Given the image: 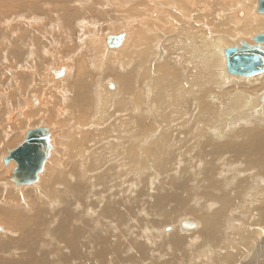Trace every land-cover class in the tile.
<instances>
[{"label":"bare ground","instance_id":"obj_1","mask_svg":"<svg viewBox=\"0 0 264 264\" xmlns=\"http://www.w3.org/2000/svg\"><path fill=\"white\" fill-rule=\"evenodd\" d=\"M43 1L31 0L28 7V3L23 5L28 9H49L47 7L51 6ZM51 1L54 0L49 2ZM63 1L75 5L74 0ZM91 1L77 0L76 5L81 10H87L91 7L101 8L103 2H110L98 0L97 4L92 6ZM212 1L113 0L114 7L122 9L124 14L133 12L140 27H148L145 40L142 36L133 38L132 32L120 28L119 32L105 33L98 40L92 39L87 43L84 40L86 28L83 25H89V22L82 15H76L75 25L65 26L61 36L62 40L67 39L70 42L75 35L78 45L82 46H76L77 52L66 60H61L65 57L53 59L52 55L55 51V28L58 26L59 34L63 26L60 16L54 20L37 13L25 16L21 14L22 11L13 12L19 6L22 7L18 0H0V30L1 27L8 29L10 36L15 39L14 44H9L14 51L11 52L7 46L4 47L11 37H8V34L0 35V71L6 73L5 69L11 65L9 59L12 60L14 69L10 67L7 71H15L14 78L10 76L11 84L16 86L15 91H18L23 83L15 77L21 72L29 75L26 76L27 90L32 91L28 98L24 95V99L20 98L16 107L12 106L13 112L0 111V117L5 120V123L2 120L0 132L4 133L2 136L7 143H13L14 140L10 139V136L13 138L18 131L38 122L37 127L25 129L22 142L29 130L45 127L49 130L51 145L50 156L34 183L36 185L17 186L5 182L6 177L3 178L4 182H0V190H3L6 201L4 208L0 206V216H5L7 229L3 234L0 233V264H142L149 259L151 263L153 258H150L147 243L134 241L131 236L134 230H138L137 225L158 228L177 221L180 214L191 213L194 220L181 219L178 226L182 232L196 230L192 233H180L176 226L167 227L165 232H173L162 233L165 239L163 244L158 243L161 247L171 246L176 253H180L188 240L198 236L210 244L219 240L220 247L226 246L227 243L233 245L242 242V258H246L249 253L247 246L251 241L250 257L242 264H264V102L261 100L264 96V70L256 75L244 76L233 73L227 66V52L230 49L246 50L251 47L264 52V43H258L256 40L258 35L264 34V10H259L260 2L264 0H218L213 6L220 11L228 10L229 16L215 13L214 18L219 20L214 24L209 21L212 18L209 7ZM174 7H178L179 13V9H183L184 16L190 11H196L197 19L191 31L184 30L177 36V28L183 26L179 25V22L184 17L181 19L178 13V16L174 15L176 19H172L171 10ZM232 7L234 9L230 10ZM30 9L29 11H32ZM125 16L117 18V24L123 21ZM18 17L26 18L27 21L14 27V23L20 21ZM59 22L61 24H58ZM73 28L76 30L73 31ZM119 34H124L122 45L117 49H109L106 37ZM223 34H229L230 38ZM238 34L243 37L235 40ZM166 36L174 38L171 43L176 47L167 46ZM15 46L19 47L24 55L16 53ZM178 50L184 53L183 57H176ZM79 52L90 54V60L80 55L83 58L77 62ZM4 55L8 59L7 63H2L1 56ZM17 56L22 57L21 60L18 59L20 62H17ZM38 58H50L51 63L50 60L41 63ZM3 65L6 67L3 68ZM87 65L90 71L86 68ZM107 67L110 70L108 74L105 73ZM138 68H141V71ZM61 70L63 74L56 77L55 74H59ZM95 72L96 87L93 85L91 90ZM39 73L40 77L43 75L41 82L39 81L40 88H43L42 94L35 97L38 89L36 77ZM114 74L116 80L105 81V76ZM40 77L38 76V79ZM138 77L144 81V87L141 91L135 90L133 93L134 88L131 86L134 81H139ZM110 84L113 88L109 89L113 91L108 89ZM73 89H76V98ZM2 96L5 98L6 95L1 94L0 99H3ZM9 100L7 98V105H10ZM77 105L80 106L79 109L76 108ZM58 106L64 110L60 107L61 110L58 109ZM117 106L125 109L127 115L125 112L117 115L115 113L113 119L110 115L109 118L113 121L108 123L107 114ZM193 106L195 108L191 111ZM232 115L235 116L228 120ZM64 117L69 120L68 128ZM102 117L107 120L101 122ZM126 119L130 121V125L124 124ZM106 123V127L110 128L109 133L103 131L107 129H104ZM78 124L82 125V129L74 135ZM47 125L58 127L61 133H68L62 141L58 139L55 143V129L52 130ZM70 139L72 145L75 140L79 144L77 153H85L88 146L92 145L91 142L101 140V145H104V150L100 147L101 159L115 166L117 174L128 176V172L136 171L144 177L146 172L163 171V177L154 171L156 175L152 176L153 179L161 178L160 182L156 180L154 184L158 186L159 191L156 197L148 201L153 200V205L147 206L159 215H153L151 219L141 218L139 211H135L138 201H132L128 195L129 188L121 193V197L120 194L111 195L108 189H105L103 195L99 194L98 202L85 204V192L89 186L92 187L88 195L96 197L94 187H99L90 185V180L93 179L95 163L102 161L93 156L85 158L84 155V160L80 161L83 173L81 171L78 174L77 181L67 180L62 172L68 161L73 159V163L76 156L70 151V143L64 155L57 145L63 147ZM96 144L94 143V146L98 148L99 145ZM181 159L183 166L177 174L174 162L176 160L178 164ZM13 163L4 169L9 180L15 169ZM249 169L260 174L257 177L250 172L251 181L247 186H243L239 172ZM138 178L140 179V176ZM193 178L200 188L194 186ZM103 179H106V176L98 178V182H103ZM56 182H59L58 185L65 183L61 189L63 191L53 188ZM21 187L32 189L27 193ZM20 191L22 192L19 193ZM31 194L37 197L33 199ZM237 203L241 205L234 211L242 215L247 214L249 218L246 220L256 216L254 231L247 228L251 222L240 223V218H236L234 222L226 220L227 213ZM185 220L194 223L195 228L182 229L180 223ZM229 225L233 231H230ZM222 226L225 229L224 235L221 233ZM162 230L158 229L157 233L160 234ZM190 248L189 257H195V251L206 248L204 257L198 260L205 259L206 264H215L216 259L212 262L206 259L213 250L207 246L206 241ZM161 258L158 257L159 261ZM224 259L220 257L221 263L228 261ZM181 260L177 255H173L158 264H179ZM218 260L219 256L216 261Z\"/></svg>","mask_w":264,"mask_h":264},{"label":"rangeland","instance_id":"obj_2","mask_svg":"<svg viewBox=\"0 0 264 264\" xmlns=\"http://www.w3.org/2000/svg\"><path fill=\"white\" fill-rule=\"evenodd\" d=\"M5 1H7V2H11L12 0H5ZM31 0H21V1H19L18 0V3H22V7L21 6H19L18 7V9H15L13 12H17V11H22L21 12V14H23V15H31L32 13H37V14H40L42 17H50L52 20H54V18L56 19V18H58L59 16L62 18V24H63V26H62V29L60 28V32H59V34H58V32L57 31H59L58 29V26H56V28H55V30H56V33H55V37H53V39H55V40H53V47H54V53H52V55H53V59H58L59 57L60 58H62V57H65V59H61V60H66L67 58H69V56L71 55V54H74L75 52H77V51H75V48H76V46H78V47H81V46H79L78 45V40H76L74 37H75V35H73V37H72V41H68L67 39L66 40H62V36H61V33H63V31H65V26H70V25H72V26H74L75 25V22H74V20H75V18H76V15H77V17H78V15H82V17H84V18H86L87 19V21L89 22V25H83V27L84 28H86L85 30H86V34L84 35V40H85V42H90V40H98L99 38H100V36H102V35H104L105 33H107V34H109V33H116V32H119V29L121 28V29H123V30H126L127 32H129V33H131L132 32V35H133V38H135V36H137L138 38H144V40H145V36L148 34V32H147V30L146 29H148V27L145 29V27H140V23H138L135 19H136V17L134 16V13L132 12L131 14H124L123 13V10L122 9H120L119 7H114V5H113V0H110V2H107V3H104L103 1V5L101 6V8H96V9H94V8H90V9H82L81 10V8L79 9V7L77 6L78 5V3L76 2L77 0H74L73 2H75V5H74V3H68V2H64L63 0V2H61V0H54L53 2L51 1V3L48 1V0H44L43 2L44 3H46L47 2V4H49L51 7H47V8H49V9H44L41 5V7H42V9L41 10H36L35 8H32V9H30L31 7H29V9L30 10H32V11H29V9L27 8L29 5H30V2ZM39 1H42V0H39ZM58 1V2H57ZM72 1V0H71ZM97 1L98 0H92L91 2H92V6L93 5H96L97 4ZM194 1V0H193ZM57 2V3H56ZM215 2L217 3V2H219L218 0H213L212 1V4L209 6L210 7V11H212V13H211V16H212V18L209 20L211 23L213 22V24L214 23H216V22H218V20L219 19H217V18H214L215 17V13H217V14H220V15H223V16H229V14H227V11L228 10H226V11H220V9H217V8H215L214 6H213V4H215ZM28 3V4H27ZM55 3V4H54ZM194 3H197V2H194ZM23 4H27L26 6H24ZM57 4V5H56ZM77 4V5H76ZM125 5H130V4H128V3H125ZM175 6H176V4H174ZM253 5H255V3H253ZM24 6V7H23ZM53 6H54V8H53ZM106 6V7H105ZM20 7H21V9H20ZM75 7V8H74ZM208 6H207V8H209ZM23 8V9H22ZM25 8V9H24ZM56 9V10H55ZM128 9H130V7H128ZM177 9H178V7H174L172 10H171V14L173 15L172 16V19H176V16H178V11H177ZM234 9V7H232V9H230V10H233ZM46 10H50V11H52L51 13H50V11H46ZM79 10V11H78ZM180 10V13L182 14L183 12H185V11H183V9H179ZM54 11V12H53ZM30 12V13H29ZM85 12H87V14H85ZM95 12V13H94ZM174 12H176V13H174ZM179 13V16H180V18L182 19L183 17H184V19H182L179 23V25H183L182 27H178L177 28V36L179 35V34H181L184 30H186V31H191L192 29H193V27H194V25H195V22H196V19H197V17H196V15H197V13H196V11H190V13L189 14H185V16H184V14H180ZM177 14V15H176ZM193 14V15H192ZM126 15V16H125ZM132 15V16H131ZM174 15H176V16H174ZM17 16V15H16ZM121 16H125V17H123V21H120V23L119 24H117V22H118V19H119V17H121ZM127 16H128V18H127ZM187 16H189V17H187ZM75 17V18H74ZM132 17H133V20H132ZM14 17H10V19H13ZM18 18H20V17H18ZM17 18V19H18ZM118 18V19H117ZM26 18H23V17H21L19 20L20 21H18L16 24L14 23V27L15 26H18V24H22V22H25V21H27V20H25ZM195 19V20H194ZM23 20V21H22ZM127 21V22H126ZM186 21H188V22H186ZM123 23V24H122ZM58 24H61V22H59ZM115 24V25H114ZM132 24V25H131ZM194 24V25H193ZM191 25V26H190ZM139 26V27H138ZM115 27H119V28H115ZM3 30V31H2ZM7 30L8 29H6V28H4V27H1V30H0V35H3V34H8V37H11V38H9V42H8V44H5V46L4 47H6L7 46V48H8V50L9 51H11V52H14L13 50H12V48L10 47V43H12V44H14V38H13V36H10V31L8 30V32H7ZM62 30V31H61ZM76 30V28H73V31H75ZM117 30V31H116ZM73 31H72V34H73ZM5 32V33H4ZM71 32V31H70ZM160 32V31H159ZM67 33V32H66ZM75 33V32H74ZM146 34V35H145ZM169 35V34H168ZM167 35V36H168ZM61 36V37H60ZM142 36V37H141ZM165 37V41H166V44H167V46H172L171 48H174V47H176L174 44H172L171 43V41L174 39L173 37ZM223 36H225V37H227V38H230V35L229 34H223ZM60 38V40L58 39V38ZM66 37V36H65ZM243 37V35L241 34V35H237L236 37H235V40H237L238 38V40H240L241 38ZM57 39V40H56ZM139 41H140V39H139ZM161 41H159V43H160ZM84 44V43H83ZM145 44V43H144ZM249 48H247L246 50H248ZM246 50H240V52H246ZM15 52L16 53H19V54H21V55H24L23 54V52L21 51V49L19 48V47H17V46H15ZM58 53V54H57ZM84 53V54H83ZM6 56L8 55V54H5ZM5 55L4 56H1V59H2V57H3V60H2V63H7L6 62V60H8V59H6V57H5ZM18 55V54H17ZM59 55V56H58ZM80 55H82L83 57H85V58H88L89 60H90V56H88V55H90V54H86L85 52H79L78 54H77V62L80 60V59H82L83 57H81ZM175 55H176V57H183V55H184V53L182 52V51H180V50H178V51H176V53H175ZM188 56V55H187ZM17 58V62H20V60L22 59V57H16ZM18 59H20V60H18ZM16 60V59H15ZM47 60H50V63H51V59L50 58H47L46 60H44V59H40V58H38V61H40L41 63L42 62H45V63H47L46 61ZM38 61H37V64H38ZM9 62H10V66L9 67H7L5 70H6V73L5 72H3V71H0V83H1V86H0V95L1 94H5L6 96H5V98H4V96H2L3 97V99H2V101L0 102V111H2V112H4V111H12V106L13 107H16V105H17V103H19V100H20V98H21V100H22V98L24 97V95L26 96V98H28V95H29V93H32V91H28L27 89H28V80H26L27 79V77H29V75L27 74V75H25L24 73H18L17 75H15V77H17V78H19V81L20 82H23L22 83V85L18 88L19 90L18 91H15V89L14 88H16V86L14 85V84H11L12 82H10L11 81V78L13 77V75H14V73H15V71H12V73H11V71H7V70H9V68L11 67V68H13L14 69V66H15V64H14V62L12 61V60H10L9 59ZM49 62V61H48ZM14 64V65H13ZM107 66H108V64H107ZM6 67V65H3V68H5ZM109 67H110V65H109ZM87 69H88V71H90V68H88V65H87V67H86ZM135 68H137V66L135 67ZM140 71H141V68H138ZM109 69H108V67H107V69H106V74H108V73H110V70L108 71ZM94 71V70H93ZM112 71V70H111ZM5 74H6V76H5ZM259 74V73H258ZM2 75H3V77H2ZM24 75H25V77H24ZM254 75H256V74H254ZM9 78H8V77ZM10 76H12V77H10ZM27 76V77H26ZM38 76L40 77V73L37 75V77H36V81H37V84H38V86H37V88L39 89H37V94H35L34 96L35 97H38L40 94H42V91H41V88H43L42 86H41V88H40V85H41V78H42V76L43 75H41V77L38 79ZM96 76H97V73L95 72V76H94V78H93V82H92V84H91V90H92V88H93V85H94V87H96L95 86V81H96ZM252 76V75H251ZM54 77V76H53ZM106 77V79H105V81H109L110 79H115L116 80V78H115V74L114 75H110V76H105ZM14 78V77H13ZM10 79V80H9ZM56 79H58V78H55V80ZM9 80V81H8ZM137 80H139L137 83L134 81L133 83H132V85L133 86H131V87H133L134 88V90H132L133 91V93L135 92V90H139V91H141L142 89H143V87H144V81L143 80H141V78L140 77H138V79ZM40 81V82H39ZM7 82V83H6ZM10 82V83H9ZM27 82V83H26ZM10 84V85H9ZM26 84V85H25ZM13 85V86H12ZM9 86V87H8ZM12 86V87H11ZM10 87L12 88V90L10 89ZM23 87H25L24 89H23ZM13 89H14V91H13ZM108 89H109V87H108ZM2 90V91H1ZM22 91V93H21V91ZM32 90V89H31ZM109 91H113V90H110L109 89ZM9 92H11V93H9ZM14 92V93H13ZM16 92H20V94H18V93H16ZM73 92H75V98H76V94H77V92H76V89H73ZM90 94H91V91H90ZM23 95V96H22ZM74 95V94H73ZM20 96V97H19ZM22 96V97H21ZM19 97V98H18ZM7 98H8V100L9 99H11V100H9V101H11V102H13V104H11V102H10V105H7L6 103V101H7ZM91 98H92V95H91ZM0 99V100H1ZM24 99V98H23ZM90 103H92V100H91V102H89V104ZM261 103V102H260ZM91 105V104H90ZM136 106L138 105L137 103L135 104ZM11 107V108H10ZM62 109V107L61 106H58V109H60V108ZM138 107V106H137ZM145 107V106H144ZM6 108V109H5ZM76 108H80V106L79 105H77L76 106ZM135 108V107H134ZM194 106L192 107V109H191V111H193L194 110ZM218 109H220L219 107H217ZM60 109V110H61ZM62 110H64V109H62ZM137 109L135 108V111H136ZM140 110V109H139ZM13 112V111H12ZM20 112H22V110L20 109ZM121 112H125V109H123V108H121V107H119V106H117V107H114V109H113V111H111L110 113H108L107 114V117H108V120L106 119V118H103L102 117V120H101V122H103L105 119L107 120V122L109 121V122H112L113 120H111V118L113 119V117H114V114L116 113V115L117 114H120ZM126 113V112H125ZM124 114V113H123ZM122 114V115H123ZM110 115H112V116H110ZM122 115H120V116H122ZM125 115H127V113L125 114ZM147 115H149V114H147ZM109 116L111 117V118H109ZM235 115H232L231 117H229L228 118V120H231L233 117H234ZM104 117H106V114L104 115ZM116 117H118V116H116ZM115 117V118H116ZM126 117H128V116H126ZM125 116H124V118H126ZM65 118V120H64V123L67 125H64V126H66V128H68L69 126H68V123H69V120H68V118L67 117H64ZM148 118H150V117H148ZM77 119V118H76ZM2 120L4 121V123H5V120L4 119H2V117H0V125L3 123L2 122ZM105 120V121H106ZM111 120V121H110ZM154 120V122H155V119H153ZM108 122V123H109ZM129 120L128 119H126L125 120V122H124V124L127 126V125H130L129 124ZM108 123H106V125L104 126V129L105 128H107L106 126H107V124ZM111 124H113V123H111ZM37 125H38V122H36L35 124H33V125H31L30 127H26V128H33V127H37ZM47 126H49L50 128H52V130L53 129H55V135H54V138H55V140L54 141H56L55 143H57L58 142V139H60L61 141L63 140V137L68 133V131L67 132H65V134L64 133H61V131H59L60 129H58V127H54L53 125H47ZM26 128H24V129H22V130H20V131H18L17 133H16V135H13V138H12V136H10V139H12V140H14V142L13 143H7V141L3 138V134H2V132H0V182H4V177H6L7 178V180H5V182H7V183H12L10 180H9V177H7L8 176V174H7V172L6 171H4V169H6L7 167H9L11 164H12V162H10L9 163V165H4V159L3 158H5V157H7V155L9 154V152L10 151H12V150H14V149H16L20 144H21V142H22V139L21 138H23V136H22V134L25 132V129ZM82 129V125H76V127H75V132H74V135H76V134H78L79 133V130H81ZM110 129V128H109ZM108 128L106 129V130H103V131H107L106 133H109V130ZM58 133V134H57ZM73 133V132H72ZM62 136L61 138H60V136ZM91 135V134H90ZM90 135H89V137H90ZM68 136V135H67ZM126 137H131V136H129V135H125ZM2 137V138H1ZM105 137V136H104ZM17 140H15V139ZM57 139V140H56ZM128 139V138H127ZM125 140V142H127L128 140ZM142 139V136L140 137V140ZM72 139H70L67 143H65V144H63V147L62 146H60V145H57V147L59 146L60 147V151H61V153H63V155L64 154H66V152H64L65 150H67L68 149V147H67V145L70 143H72V141H71ZM98 141H99V143H98ZM94 143H97L96 145H99L98 146V148H96V146H94ZM115 143H118V142H115ZM91 144L92 145H89L88 146V148L86 149V152L85 153H77V149H78V146H79V144L76 142V140H75V142H74V145H72L71 144V148H70V151L71 152H73V156H76V158L74 159V162L73 163H71L72 161H73V159L72 160H70V162L68 161V163L66 164V166H65V168H64V170H63V172H62V174H64L65 176V178H67V180L69 179V180H72V179H75L76 181H77V179H78V174H80L81 173V171H82V168H81V166H82V164L80 163V161L83 159L84 160V155H86V157L85 158H88V157H95L96 159H99V160H101L102 162L101 163H95V170L92 172L93 173V179H91L90 180V185H93V184H95L97 187H99V188H95L94 187V189H95V191L97 192V193H95V196L96 197H94L92 194L91 195H88V193H90L91 192V187L92 186H89L87 189H86V192H85V197H84V202H85V204H90V203H96V202H98V199H99V194L101 193L102 195H103V190H105V189H108V192H109V194H111V195H115V194H120V197H121V193H123V192H125V189H127V188H129V190H128V195L132 198V201H138L137 202V205H136V207H135V211L137 212V211H139L138 213H139V216L142 218H147V219H151V218H153V215H159L158 213H156L155 212V210L154 209H148V205L149 204H152L153 203V200L151 201V202H148L149 200H151L154 196L156 197V195H157V193H158V191H159V189H158V186H156V185H154V184H156V180H158V182H160V180H161V178H156V179H153V177L156 175V174H160L161 175V177H163V171H161V170H154V171H156L155 173H154V171H152L153 172V174H149V173H152L151 171L148 173V172H146V174H145V176L143 177V176H141V175H138L137 174V172L136 171H130V172H128V176L127 175H125V174H117V172H116V168H115V166H113L111 163H109L108 161H105V160H103V159H101L102 157H101V150H100V147L101 148H103V150H104V145H101V140H94V142L92 143L91 142ZM101 145V146H100ZM72 146H74V147H72ZM2 147H3V149H2ZM130 147V146H129ZM117 150H119V149H117ZM107 151V150H106ZM105 151V152H106ZM59 156H60V152H59V154H58ZM82 156V157H81ZM3 157V158H2ZM76 160V161H75ZM92 161V160H91ZM181 161V162H180ZM179 162H178V164H177V162H176V160H175V162H174V164H175V166H174V168H177V174L178 173H180V169L182 168V166H183V160L181 159ZM130 162V161H129ZM187 163V162H186ZM14 164V163H13ZM110 164V165H109ZM179 164H181L180 166H179ZM134 167H136V165H134ZM179 170V171H178ZM253 174V175H255V176H257L258 174H260L258 171H252V169H249V170H241L240 172H239V174H240V179H241V182L240 183H242V185L243 186H247V184L248 183H250V179L252 178L251 176L252 175H249V174H251V173ZM82 173H83V171H82ZM147 173H148V175H147ZM169 174H172V172H169ZM242 174V175H241ZM247 174V175H246ZM125 175V176H124ZM165 175V174H164ZM102 176H106V179H103V182H98V178H100V177H102ZM138 176H140V179L138 178ZM153 176V177H152ZM151 177V178H150ZM258 177V176H257ZM263 177H264V175H263ZM225 178L226 179H228V177H226L225 176ZM195 178H193V182H194V186L196 185L197 187H199L200 188V185L198 184V182H196L195 180H194ZM248 179H249V181H248ZM93 180V181H92ZM137 180H139V182L137 181ZM168 180V179H167ZM166 180V182H169V181H167ZM127 182V183H126ZM39 183V182H38ZM37 183V184H38ZM58 183L59 182H56L54 185H53V188H55L56 187V189L57 190H61V189H63V185H65V183L63 182V184H62V182L58 185ZM118 183H120V185H118ZM132 183V184H131ZM12 184H14V183H12ZM5 185V184H4ZM34 185H36V184H34ZM107 186L106 188H104L103 186ZM33 186V185H32ZM102 186V187H101ZM132 186V187H131ZM203 186H204V184H203ZM230 186H231V184H230ZM101 187V188H100ZM110 187H112V189L110 190ZM21 188H23V187H21ZM141 188V189H140ZM231 188H233V187H231ZM24 190H25V192H31L30 190L32 189V188H23ZM116 189V190H115ZM16 190V189H15ZM90 190V191H89ZM61 191H63V190H61ZM92 191H93V189H92ZM213 191H216V190H213ZM15 192V191H14ZM22 191H20L19 193H21ZM145 192V193H144ZM211 192V191H210ZM217 192H219L220 193V191H217ZM18 193V194H19ZM151 194V195H150ZM34 195V196H33ZM31 198H36L37 196H35V194H31ZM104 199V198H103ZM102 199V200H103ZM144 199V200H143ZM43 201V200H42ZM41 201V202H42ZM104 201V200H103ZM199 201V200H198ZM140 202H142V204H139ZM200 203H204L203 201H199ZM103 203V202H102ZM6 204V201H5V199H4V193H3V190H0V206H1V208H4V205ZM153 205V204H152ZM240 203H237L236 205H235V207H233L228 213H227V215H226V220L228 221V222H234L235 221V219L236 218H240V223L241 222H245V223H249V222H251L252 224L249 226V227H247V228H251L252 229V231H254V228H255V225L253 224V223H255L254 222V220L256 219L255 217L254 218H251L250 220H246L247 218H249L248 216H247V214H244V215H242V214H238V213H236L234 210H236V209H238L239 207H240ZM140 206L142 207H144L143 209L142 208H140ZM211 206H212V208H213V204H211ZM74 207V209H76V207L75 206H73ZM103 208H104V205H103ZM34 210H35V207L33 208ZM92 209V208H91ZM101 211L103 210V209H100ZM213 210V209H212ZM55 211H59V210H56L55 209ZM92 211V210H91ZM89 213V212H88ZM85 214H87V212L85 211ZM145 218V219H146ZM190 219V220H194V216L192 215V213L191 214H187V215H185V214H180L178 217H177V221H175V222H173V223H171V224H164L163 226H158V228H152V227H150V226H147V225H137L138 226V230H134L133 232V235H131L132 237H133V240L134 241H136V240H138V241H140V242H142V243H147V246L149 247V250H150V252H149V254H151L150 255V258H151V256H152V258H153V260L151 261V263H150V259L148 260V261H145L144 263H142V264H158V263H160V262H162L163 260H165V259H169V258H171L173 255H177L178 256V258H180V260L183 258V260H181L180 262H179V264H191V262H192V264H206V260L204 259V260H198V259H200L201 257H204L203 255V253H204V251L206 250V248H203V249H201L199 252L198 251H195V254L194 255H196L195 257H189L190 256V254H189V251H191L190 249V247H194V246H198L199 244H201V243H204V241H206V244H207V246L208 247H211V249L213 248V250L211 251V254L210 255H208V257L206 258V259H208V260H210V262H212V261H214L215 259L217 260V258H218V256H219V260L218 261H216L215 260V264H218V262H219V264H223V263H225V264H232V262H234V264H242L243 262L244 263H246V261L248 260V258L250 257V252L252 251L251 250V248H250V246H251V241L249 242V244H248V246H247V248L249 249V253H248V255H247V257L246 258H242V255H243V253H244V251H243V246H242V242L241 243H236V244H229V243H227L226 244V246H222V247H220V241L219 240H216V241H214V242H212L211 244H210V242H208L207 240H205L203 237H195V238H192V239H190V241L188 240V242H187V244H184L183 245V247L181 248V250H180V253H176L173 249H172V247L170 246H166V245H164L163 247H161L159 244L161 243V244H163V242H164V237H163V235H162V233H164V234H170L171 232H173V231H170V230H168L170 233H168V232H165V228H167V227H177V229L180 231V233H185V232H189V233H192V232H194L195 230H189V231H184V232H182L181 230H180V228H179V226H178V222L181 220V219ZM159 219V218H158ZM5 220H6V218H5V216H0V226H1V228H2V231L0 232L1 234H3L4 232H5V230H7V229H5L6 227H5ZM136 221V219L134 218V221L133 222H135ZM4 224V225H3ZM162 227V228H161ZM22 228V227H21ZM21 228H20V230H21ZM147 228V229H146ZM158 229H163L162 231H160V234H158L157 233V231H158ZM229 229H230V231H233L234 229H232V226L231 225H229ZM154 230V231H153ZM247 230V229H246ZM145 232H147L146 234H145ZM149 232H150V234H149ZM198 232H200V231H198ZM221 233L224 235L225 234V229H224V227L222 226V231H221ZM1 234H0V237H1ZM19 234V233H18ZM236 235V234H235ZM162 239H163V241H162ZM198 239V240H197ZM259 240V239H258ZM198 242V243H197ZM159 243V244H158ZM168 245V244H167ZM211 245V246H210ZM185 246V247H184ZM187 248V249H186ZM217 248V249H216ZM222 248V249H221ZM232 248V249H231ZM217 250V251H216ZM234 250V251H233ZM239 250H241L240 251V257H238V251ZM243 251V252H242ZM214 252H216V254L214 253ZM220 252V253H219ZM226 252V253H225ZM1 254V253H0ZM213 254V255H212ZM223 254V255H222ZM226 254V255H225ZM231 254V255H230ZM9 255V254H8ZM218 255V256H217ZM229 255V256H228ZM235 256V258H234V256ZM159 256H161L162 258H161V261H159V259H158V257ZM220 257H223V258H225L224 259V261L225 260H228V261H225V262H223L222 261V263H221V261H220ZM229 257V258H228ZM236 257H238V258H236ZM228 258V259H227ZM232 258V259H231ZM233 258H234V260H233ZM196 259V260H195ZM233 260V261H232ZM239 260V261H238ZM241 261V262H240ZM203 262V263H202ZM228 262V263H227Z\"/></svg>","mask_w":264,"mask_h":264},{"label":"water","instance_id":"obj_3","mask_svg":"<svg viewBox=\"0 0 264 264\" xmlns=\"http://www.w3.org/2000/svg\"><path fill=\"white\" fill-rule=\"evenodd\" d=\"M259 10H264V1L260 2ZM124 39V34L108 35L106 45L109 49L119 48ZM258 43H264V34L258 35ZM227 66L235 74L251 76L264 70V52L257 48H249L246 52H240L239 49H230L227 52ZM61 72V73H60ZM56 77L63 74L61 70ZM55 73V72H54ZM113 88V85H109ZM264 102V96L261 99ZM50 134L45 127H38L29 130L24 141L4 159L8 165L15 163V169L11 173L10 180L17 186L34 184L38 175L43 171L44 164L50 156ZM182 229H193L195 224L187 220L180 223Z\"/></svg>","mask_w":264,"mask_h":264}]
</instances>
